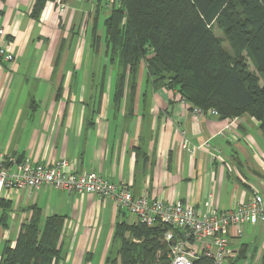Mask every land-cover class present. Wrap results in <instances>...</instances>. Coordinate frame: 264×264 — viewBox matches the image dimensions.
I'll list each match as a JSON object with an SVG mask.
<instances>
[{"label":"crops","instance_id":"0c3cea01","mask_svg":"<svg viewBox=\"0 0 264 264\" xmlns=\"http://www.w3.org/2000/svg\"><path fill=\"white\" fill-rule=\"evenodd\" d=\"M34 1L0 0L6 30L0 46L14 55L11 63L0 59L1 153L32 165L66 160L73 172H95L134 196L200 210L208 195L219 210L249 200L254 191L264 197V138L257 121L243 115L230 132H219L226 119L195 114L176 89L154 88L144 65L120 88L106 49L89 50L103 38L97 22L101 8L109 10L107 2L50 0L34 19ZM0 205V218L6 217L0 259L33 209L41 228L49 217L63 219L60 264H106L116 225L133 222L110 199L49 186L7 189ZM258 228L264 231L261 224H245L240 237L230 238L236 258L254 260L259 252L261 260L264 239L260 247L237 244Z\"/></svg>","mask_w":264,"mask_h":264},{"label":"trees","instance_id":"16d2710c","mask_svg":"<svg viewBox=\"0 0 264 264\" xmlns=\"http://www.w3.org/2000/svg\"><path fill=\"white\" fill-rule=\"evenodd\" d=\"M48 1L35 0L31 17L37 19ZM104 31L105 53L118 72L120 88L127 75L134 80L144 65L154 88L176 89L192 109L215 110L219 119L247 115L259 123L264 138V0H116ZM120 94L119 89L116 98ZM33 210L14 246L4 247L0 264L61 263L63 219L49 217L41 228L39 211ZM5 219L3 214L0 224ZM166 230L118 223L112 242L116 248L106 264H152L166 247Z\"/></svg>","mask_w":264,"mask_h":264},{"label":"built area","instance_id":"2783aa9c","mask_svg":"<svg viewBox=\"0 0 264 264\" xmlns=\"http://www.w3.org/2000/svg\"><path fill=\"white\" fill-rule=\"evenodd\" d=\"M116 0H108L109 9ZM60 5V10H63ZM6 30L0 26V38ZM0 59L6 63L14 61V55L0 46ZM198 115H213L215 110ZM225 120V119H224ZM237 118L226 119L219 132H230ZM185 148V145H182ZM49 186L68 194H86L100 199H110L117 207L133 218L132 223L146 227L155 225L167 228L163 235L166 247L157 251L152 264H193L206 259L211 264H230L236 253L230 248V238L241 236V227L248 223L264 226V197L253 192L247 201L224 210L217 209L207 196L203 210L180 201H161L143 194L134 196L125 186L108 181L95 172L77 174L72 163L60 160L51 164L32 165L29 159L16 160L0 152V199L7 189L38 190Z\"/></svg>","mask_w":264,"mask_h":264},{"label":"rangeland","instance_id":"374dc122","mask_svg":"<svg viewBox=\"0 0 264 264\" xmlns=\"http://www.w3.org/2000/svg\"><path fill=\"white\" fill-rule=\"evenodd\" d=\"M104 2L106 3V2H108V0H101V6L102 7L104 6ZM109 12H110V9L109 10L108 9L106 10V9L101 8V10H100V14H99V17H98V22H97V32L99 33V35H101V36L103 35V38L98 43V48H96L97 46L95 45L94 48H93V51H91V49L89 47V50H90L91 53L92 52H94V53H102V52H104L102 50V48L105 49V42H104V36H105V31H104V18L109 14ZM91 33H92L91 25H89L87 39L92 38ZM215 34H216V36H218L220 39L223 40V44L227 48V42L224 40V36L221 34V32L216 29L215 30ZM88 46H89V44H88ZM246 236L249 239H247ZM263 239H264V231H263V229L258 228L255 231V233L253 231L252 236H251V232H248L242 238L238 239L237 244L240 245L243 242H246L248 245H250V247H253V245H255L256 247H258V246L260 247V241H262ZM115 248L116 247L112 248V256L114 254ZM250 253L251 252H249V254ZM258 254H259V252H258ZM258 254L256 253V257H255L254 260L251 259L250 256H246L245 258H242V259L237 260L234 264H259L260 263V259H258Z\"/></svg>","mask_w":264,"mask_h":264}]
</instances>
